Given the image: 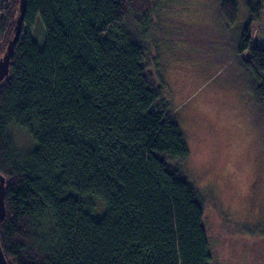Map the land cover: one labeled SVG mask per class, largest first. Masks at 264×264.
<instances>
[{
	"label": "trees",
	"instance_id": "1",
	"mask_svg": "<svg viewBox=\"0 0 264 264\" xmlns=\"http://www.w3.org/2000/svg\"><path fill=\"white\" fill-rule=\"evenodd\" d=\"M24 2L0 83L5 262L213 264L204 202L182 173L188 148L163 71L184 58L185 69L212 68L215 77L218 62L239 63L251 96L244 113L264 152V48H249L247 35L264 0H206L217 24L213 16L178 23L179 33L156 38L150 0ZM18 8L19 0H0V58ZM36 21L42 47L30 34ZM202 32L229 51L204 46ZM13 131L25 136L24 148Z\"/></svg>",
	"mask_w": 264,
	"mask_h": 264
},
{
	"label": "rangeland",
	"instance_id": "2",
	"mask_svg": "<svg viewBox=\"0 0 264 264\" xmlns=\"http://www.w3.org/2000/svg\"><path fill=\"white\" fill-rule=\"evenodd\" d=\"M205 2L150 0L148 15L153 25L149 30L152 37L156 38L154 32L168 35L170 28L179 33L176 30L178 23L196 25L201 18L210 21ZM39 24L35 22L30 34L42 47L43 29ZM250 33L264 37V3L259 22L248 29L247 35ZM201 34L204 46L211 47V44L223 40L213 32L206 36L204 32ZM198 46L204 48L201 44ZM166 53L164 50L163 54ZM218 65L223 68L219 72L223 71L224 63L218 62ZM175 66L178 65L173 68ZM177 69L179 73L165 75L174 97L171 103L180 107L191 98L188 108L174 116L188 148V156L181 168L204 202V227L213 253V264H264V159L258 154L244 106L219 88L228 72L220 77L218 85L209 84L200 89L199 86L209 81L212 68L186 71L200 72L203 79L194 78V75L185 77V74L182 78L180 72L185 68L181 63ZM13 137L20 149L27 145L20 131H13Z\"/></svg>",
	"mask_w": 264,
	"mask_h": 264
},
{
	"label": "crops",
	"instance_id": "3",
	"mask_svg": "<svg viewBox=\"0 0 264 264\" xmlns=\"http://www.w3.org/2000/svg\"><path fill=\"white\" fill-rule=\"evenodd\" d=\"M208 13L210 14V18L211 16H213V23L214 24H217V21H218V16L216 13H214L213 11H208ZM208 20L206 19H203L202 22L200 23H205L207 22ZM257 28H259L257 26ZM248 36L250 37V45H249V48H255V47H258V48H261L263 47L264 48V43H263V35L262 34H259V33H256L255 35H252V33H250V35L248 34ZM253 41V42H252ZM253 43V44H252ZM211 50H215L214 52H216L217 54H221L223 52H228V48L226 47H223L222 45H219L218 43H213L211 44ZM241 57L244 58V59H247L249 57V54H248V51H244L242 54H241ZM192 58V57H191ZM184 59V58H183ZM181 59L180 61H177L176 62L178 64H180V62H182ZM201 60V63L203 66H206L208 67L207 65V62L204 60V58H200ZM202 60H204V62H202ZM198 60H191V59H188L187 61L185 62H189V63H192V64H196ZM196 66H199L196 65ZM225 68L223 71L219 72L220 70H218V72H216V74L218 76H213L211 73V76H210V79L209 81H207L205 83L204 86H199L198 88L202 89L204 88L205 86L207 85H213V86H216L218 85V82H219V79L221 76H223L226 72H228V77L226 80H222L220 81L219 83V88H221L222 91H225L227 92L228 94H230L233 98L237 99L238 102L240 103V105H247L249 102V99L251 98L250 96V92L248 91V87L246 86V84L243 82L244 79H243V76H244V72L240 66L239 63H232L230 64V62H228L227 64H224ZM223 66V67H224ZM227 66V67H226ZM176 67V66H175ZM221 67V66H220ZM179 67H176V68H173V66L171 67H168L166 68L163 72H164V76L168 73V72H177L179 73V70L177 69ZM223 69V68H222ZM186 71H189L188 69H185L184 72H180L181 74V77L183 78L184 74H185V77H189L194 75L193 77H201L203 79V76H201L200 72L198 73H194V72H186ZM167 78V77H165ZM203 82H201L202 84ZM174 100V97L173 98H170V102H173ZM191 101V98L188 99L186 102H184L180 107L179 106H176V108L174 109V111L171 112V115L174 117L175 115H177L178 113H181V110H184L186 108H188L189 106V102ZM249 114V113H248ZM248 117V127L250 128L251 132L254 134V139H255V142L257 143V150H258V154L260 153L261 157H262V152H263V142L261 141V137H260V132L259 130L257 129V125L255 124L254 122V119L253 117L250 115H247Z\"/></svg>",
	"mask_w": 264,
	"mask_h": 264
},
{
	"label": "water",
	"instance_id": "4",
	"mask_svg": "<svg viewBox=\"0 0 264 264\" xmlns=\"http://www.w3.org/2000/svg\"><path fill=\"white\" fill-rule=\"evenodd\" d=\"M24 6H25L24 0H19L18 16L16 19L13 34L7 43L4 54L0 58V83L3 81V79L6 77L8 73L10 55L13 50L14 44L18 40L20 33V26L22 22V16L24 13ZM3 192H4V179L0 176V222L3 219V215H4ZM0 264H7L4 260L1 250H0Z\"/></svg>",
	"mask_w": 264,
	"mask_h": 264
}]
</instances>
